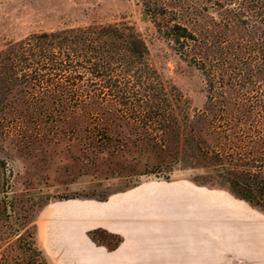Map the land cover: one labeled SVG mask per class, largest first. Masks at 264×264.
<instances>
[{
  "label": "rangeland",
  "instance_id": "374dc122",
  "mask_svg": "<svg viewBox=\"0 0 264 264\" xmlns=\"http://www.w3.org/2000/svg\"><path fill=\"white\" fill-rule=\"evenodd\" d=\"M246 1L0 0V52L42 32L133 26L147 47L153 75L165 92L180 93L182 112L189 116L187 130L194 129L193 140L170 137L166 148L154 142L155 128L144 129L114 111L101 112L90 98L82 97L83 102L65 111L52 96L36 99L24 85L10 81L12 65L1 66V263L27 257L30 236L40 248V213L63 197L102 199L166 177L228 189L202 160V147L231 146L233 135L253 133L250 119H264V54L258 45L263 26L243 25L234 15ZM175 24L195 39L174 42ZM227 117L234 120L232 131H224ZM184 121L180 117V126ZM240 121L247 126L240 127Z\"/></svg>",
  "mask_w": 264,
  "mask_h": 264
},
{
  "label": "trees",
  "instance_id": "16d2710c",
  "mask_svg": "<svg viewBox=\"0 0 264 264\" xmlns=\"http://www.w3.org/2000/svg\"><path fill=\"white\" fill-rule=\"evenodd\" d=\"M232 2L236 0H228L227 4ZM246 3L234 15L243 25L262 24L263 35L258 45L264 54V0ZM171 30L172 40L180 45L195 39L185 26L175 24ZM7 47L0 52V68L12 65L8 78L18 82L15 85H24L32 97L52 96L63 111L83 102L82 97L90 98L101 105V112L114 111L119 118L144 129L155 128L158 131L154 142L166 148L170 137L177 140L183 136L184 143L193 140L194 129L187 130L189 116L182 112V96L176 90L165 92L153 75L147 47L133 26L112 23L65 28L33 34ZM180 117L185 120L181 126ZM223 124L224 131L234 128V120L229 117ZM247 124L240 121V127ZM248 125L253 133L233 135L231 146L217 149L204 143L202 160L211 166L221 187L227 186L233 196L264 212V119L258 115ZM216 128L219 125L213 127ZM236 142L240 145H233ZM67 198L74 197L61 199ZM88 235L108 250L115 249L122 240L100 228ZM30 237L27 257L4 259L0 264H50L34 236Z\"/></svg>",
  "mask_w": 264,
  "mask_h": 264
},
{
  "label": "crops",
  "instance_id": "0c3cea01",
  "mask_svg": "<svg viewBox=\"0 0 264 264\" xmlns=\"http://www.w3.org/2000/svg\"><path fill=\"white\" fill-rule=\"evenodd\" d=\"M98 228L120 244L93 242ZM37 238L50 264H264V212L187 177L145 180L103 200H55Z\"/></svg>",
  "mask_w": 264,
  "mask_h": 264
}]
</instances>
